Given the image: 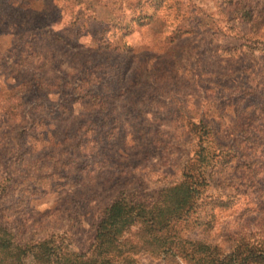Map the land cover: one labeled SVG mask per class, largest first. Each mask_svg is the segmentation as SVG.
<instances>
[{"label": "rangeland", "instance_id": "rangeland-1", "mask_svg": "<svg viewBox=\"0 0 264 264\" xmlns=\"http://www.w3.org/2000/svg\"><path fill=\"white\" fill-rule=\"evenodd\" d=\"M244 1L259 21L264 0ZM231 10L230 0H0V223L17 243L59 237L85 252L119 194L149 198L178 181L193 145L182 112L213 119L238 153L206 191L234 205L184 234L226 249L264 240V70L236 57L253 23ZM241 85L259 93L240 104ZM15 88L22 109L4 118Z\"/></svg>", "mask_w": 264, "mask_h": 264}, {"label": "trees", "instance_id": "trees-1", "mask_svg": "<svg viewBox=\"0 0 264 264\" xmlns=\"http://www.w3.org/2000/svg\"><path fill=\"white\" fill-rule=\"evenodd\" d=\"M230 8L243 22L253 23L251 36L238 38H246V46L236 57L251 58L264 70V12L258 14L259 21L253 22L256 15L246 1L230 0ZM238 89L240 104L259 93L250 85ZM14 93L13 100H8L12 104L2 110L4 118L22 109L20 90L15 88ZM256 109L263 113L264 104ZM178 121L193 143L178 181L149 198L119 194L101 213L94 242L85 252L67 250L59 237L19 244L11 230L0 223V264H139L142 255L168 264H264V240L257 237H236L226 249L184 234L182 226L199 220V214L209 216L212 225L218 210L232 208L233 198L209 196L206 191L222 170L234 164L238 153L232 145L220 142L213 119L182 112ZM228 185L235 192L239 190Z\"/></svg>", "mask_w": 264, "mask_h": 264}]
</instances>
